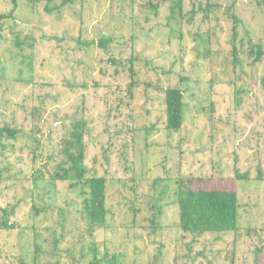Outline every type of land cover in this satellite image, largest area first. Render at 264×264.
<instances>
[{"label":"rangeland","instance_id":"rangeland-1","mask_svg":"<svg viewBox=\"0 0 264 264\" xmlns=\"http://www.w3.org/2000/svg\"><path fill=\"white\" fill-rule=\"evenodd\" d=\"M207 2L209 12L203 11ZM45 3L18 1L2 20L0 126L24 131L4 139L14 151L0 154V206L13 207V228L0 231V264H31L35 244L37 264H79L78 214L70 208L62 228L53 225L57 217L31 219V182L24 179L35 167L49 169L57 140L79 118L89 129L86 165L109 180V228L96 233L101 253H117L120 264H253L254 249L264 242V0H181L180 7L165 1L155 12L145 0H82L51 12ZM12 6V0H0V14ZM231 13L239 19L237 62L230 50ZM102 35L112 37L107 52L95 43ZM15 37L22 49L13 44ZM250 43L262 44L259 61L248 56ZM130 57L134 78L147 83L133 97L126 91L127 71L108 61ZM182 69L198 81L184 85L182 126L169 135L159 87L174 85ZM38 105L45 112L34 141L27 132L29 112ZM118 112L105 126L111 133H104V118ZM118 128L127 131L118 137ZM177 179L234 189L236 233L216 239L209 233L196 241L183 235L176 227ZM48 182L39 179L36 191L53 193L54 203L64 205L72 195L48 189Z\"/></svg>","mask_w":264,"mask_h":264},{"label":"trees","instance_id":"trees-1","mask_svg":"<svg viewBox=\"0 0 264 264\" xmlns=\"http://www.w3.org/2000/svg\"><path fill=\"white\" fill-rule=\"evenodd\" d=\"M22 0H12V8L6 14H0V40L4 38L1 34L2 20L9 18L12 15L13 10L17 6V2ZM31 3H37L41 0H27ZM53 0H45L44 10L51 12L57 10L66 4H73L76 1L82 0H60L58 4L50 6ZM116 1L121 4H131L134 0H110ZM165 1H175V6L180 7L181 0H145L147 7L152 9L154 12L157 11L159 5ZM204 10L209 12L208 2L204 5ZM192 16V15H191ZM193 17V16H192ZM230 18L232 20V33H231V53L233 55L234 62L235 58V25L239 21L235 15L231 13ZM45 40L50 41L55 39V36H42ZM112 41V37L97 36L96 46L103 51L107 52L108 44ZM13 44L18 48L22 49L23 41L15 37ZM33 43H29L28 46H32ZM248 56L253 57V62L259 61L263 53L261 43H250L248 46ZM137 59V58H135ZM206 61L209 62L205 57ZM109 63L112 65H119L123 71H127L129 81L126 85V91L129 96L133 97V90L140 84H147L136 80V70L133 68V58L130 57L124 60H115L109 58ZM233 62V63H234ZM209 69V65H207ZM207 69V70H208ZM117 69L115 68V72ZM190 81L197 82L190 75L185 73L184 69L180 70L177 74L176 83L174 85H167L161 88L162 102L165 114V129L167 133L173 134L181 129L183 122L184 112V85L190 83ZM234 84V83H233ZM264 84V78H263ZM235 85V84H234ZM157 86V85H156ZM158 88V87H157ZM236 95L237 92L235 91ZM121 97L117 98L115 109L120 111ZM128 105V103H126ZM125 105V106H126ZM130 112L132 113L133 107L130 105ZM212 108V107H211ZM210 109V108H209ZM211 110V109H210ZM45 110L41 111V105L33 106L29 112L30 127L28 132L31 140L37 141L36 135L41 133V125L43 124V114ZM121 114L118 112L116 115L111 114L109 118L103 120V132L111 133L112 130H108L106 125ZM115 115V116H114ZM123 123H121L122 126ZM24 131L20 127L10 126L5 124L0 126V154L2 150L12 152L14 151L12 146L5 145L7 140H15L19 133ZM126 129H116L114 134L126 133ZM89 129L87 122L82 119H71L66 132L57 140V151L55 156H49L50 167L43 165L40 168L35 167V172H32L30 178H24L29 180L31 186L29 188V194L27 198L30 199L29 203V214L31 219L34 217L41 216L42 219H47L49 216L57 217V220L53 223L55 227H63L64 214L70 213V208L75 211L80 220L81 227H79L80 234V250L78 256L79 264H120V258L117 253L112 252L106 256V251L103 253L99 251V246L96 240V233L102 232L103 234L109 228L107 216L109 210L107 208L106 200L108 194V178L103 174H97L94 170H91L86 165V154L89 146L88 141ZM119 137V135H117ZM4 140V141H3ZM34 153V152H33ZM39 155V154H38ZM35 158V153L32 155V160ZM44 173H47L45 176ZM236 177H240L236 173ZM244 177V178H243ZM243 179H247L246 174L243 175ZM48 180V185L52 191H66L67 197L72 195L69 200H63L64 205H57L52 200L53 193L50 194L48 191L45 194H39L36 191L38 186V180ZM177 188L174 192L175 205L177 209V229L184 235H193L191 241H196L202 235L214 234V239L227 233H236L238 228V196L234 189L220 188V187H208L203 188L200 186H193L192 184H183L182 180L177 179ZM58 185H64L61 190L58 189ZM45 195V196H44ZM153 205V204H152ZM13 215V207L8 208L7 206H0V231H9L13 228V224L9 222V216ZM151 227L154 230L155 220L152 216L150 218ZM101 241V240H100ZM58 239H53V244L56 245ZM86 242L89 246H86ZM212 242H215L213 240ZM104 244V242H102ZM193 243V242H192ZM105 248V247H103ZM40 251L38 245H34L33 249V260L31 264L36 263L37 252ZM106 252V253H105ZM264 252V242L260 246H256L254 249L253 264H257L259 258L264 260L262 253ZM58 258V257H57ZM71 263H74V257L69 255ZM58 263V259L53 263Z\"/></svg>","mask_w":264,"mask_h":264}]
</instances>
